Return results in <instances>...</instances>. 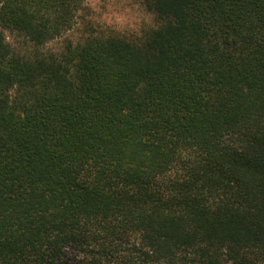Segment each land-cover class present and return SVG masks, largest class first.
Returning a JSON list of instances; mask_svg holds the SVG:
<instances>
[{"label":"trees","instance_id":"16d2710c","mask_svg":"<svg viewBox=\"0 0 264 264\" xmlns=\"http://www.w3.org/2000/svg\"><path fill=\"white\" fill-rule=\"evenodd\" d=\"M141 4L0 0V264L264 263V0Z\"/></svg>","mask_w":264,"mask_h":264},{"label":"rangeland","instance_id":"374dc122","mask_svg":"<svg viewBox=\"0 0 264 264\" xmlns=\"http://www.w3.org/2000/svg\"><path fill=\"white\" fill-rule=\"evenodd\" d=\"M77 24L64 38L50 42L47 47L59 49L64 39L76 40L93 27L116 32H139L152 23V15L142 6L141 0H84ZM15 44L25 45V40L17 34L7 32ZM264 264V263H263Z\"/></svg>","mask_w":264,"mask_h":264}]
</instances>
